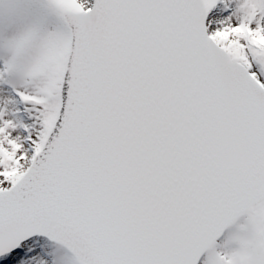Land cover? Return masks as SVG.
<instances>
[{"label": "snow or ice", "instance_id": "6c2138e0", "mask_svg": "<svg viewBox=\"0 0 264 264\" xmlns=\"http://www.w3.org/2000/svg\"><path fill=\"white\" fill-rule=\"evenodd\" d=\"M0 264H264V0H0Z\"/></svg>", "mask_w": 264, "mask_h": 264}]
</instances>
